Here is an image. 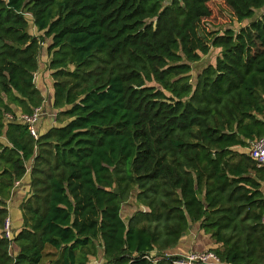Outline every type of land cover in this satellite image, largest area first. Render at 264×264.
<instances>
[{"label": "trees", "instance_id": "trees-1", "mask_svg": "<svg viewBox=\"0 0 264 264\" xmlns=\"http://www.w3.org/2000/svg\"><path fill=\"white\" fill-rule=\"evenodd\" d=\"M44 48L59 125L35 138L6 114L43 105ZM263 134L264 0H0V264H153L196 223L224 264H264Z\"/></svg>", "mask_w": 264, "mask_h": 264}, {"label": "crops", "instance_id": "crops-1", "mask_svg": "<svg viewBox=\"0 0 264 264\" xmlns=\"http://www.w3.org/2000/svg\"><path fill=\"white\" fill-rule=\"evenodd\" d=\"M261 13L262 10H259L257 12V17H259ZM246 23H248V21L243 22V25ZM234 27L239 28L240 24H235ZM31 30L35 32V34H37L34 26H32ZM48 62H49V55H47V50L46 48H44L41 52L40 68L35 75V82L37 84V87L41 90L45 100V105H42L44 109V113L37 123V130L39 131V134H44L50 128L59 125L56 119L58 110L55 109L53 106V101H54L53 78L51 76V71L47 68ZM247 150H248L247 148L244 149V151L246 152ZM29 182H30V176L29 173H27V176H25L21 181V183L15 188L16 189L15 191H19L17 196L15 197L17 199H20L21 202L22 199L28 193ZM261 190L264 194V182L262 183ZM17 204H19V202H17ZM132 212H133L132 206L125 207L124 214H127V216H129L132 214ZM11 220H12L13 233L20 230L23 224V218H22V212L19 209L18 205L16 204L11 207ZM216 246L217 245L213 242L210 234L206 233L203 229H201L199 223H196L192 225V227L183 235L178 246L170 252H176V253L179 252V253L187 254L192 251L213 249ZM17 251L18 249H14L15 254L17 253ZM95 259L103 262L104 260L102 257V252H100L99 256H89L88 264H94Z\"/></svg>", "mask_w": 264, "mask_h": 264}, {"label": "built area", "instance_id": "built-area-1", "mask_svg": "<svg viewBox=\"0 0 264 264\" xmlns=\"http://www.w3.org/2000/svg\"><path fill=\"white\" fill-rule=\"evenodd\" d=\"M43 113V106H40L35 108L32 114H27L23 112H17L16 114L7 113L6 118L8 120H16L18 122L27 124L31 134L35 138H38L39 131L37 130V123L42 117ZM247 149L248 155L257 162L259 167L264 168V134L260 138L252 141ZM28 167L30 168V164ZM17 185H19V182L17 183ZM4 234L8 240H12L14 233L12 230V220L9 216L6 218L4 223ZM144 258L152 262L153 264H157L161 260H167L171 264H224L219 258V256L212 249L192 251L187 254L170 251H152L144 255ZM94 264H103V262L95 259Z\"/></svg>", "mask_w": 264, "mask_h": 264}, {"label": "rangeland", "instance_id": "rangeland-1", "mask_svg": "<svg viewBox=\"0 0 264 264\" xmlns=\"http://www.w3.org/2000/svg\"><path fill=\"white\" fill-rule=\"evenodd\" d=\"M33 26V25H31ZM32 28V27H31ZM38 34V33H37ZM50 40L49 39H46V42H49ZM218 51L215 49L211 52V54L209 55H206L202 58V60L200 62H198L197 64H194V69H193V78L195 77L196 73L198 71L201 70V68L205 65H207L209 62H213L214 59H215V56L217 55ZM48 55V54H47ZM39 61L41 63V59L39 58ZM43 105H45V100H44V103ZM18 186V185H17ZM16 186V187H17ZM15 187V188H16ZM20 187V186H19ZM13 188L6 196V203H7V208H8V213H9V217L11 218V207L14 206L15 204L18 205L19 209L21 210L22 212V208H21V204L23 201H25L29 196H30V190H31V187H30V182H29V186H28V193L26 194V196L22 199V202L20 199H17L15 196H17L18 192L19 191H15L16 189ZM133 202L135 201L134 197L131 199ZM130 200V201H131ZM17 202H19V204H17ZM128 207H131L130 205ZM133 207V211H135L137 209V206H132ZM23 218V217H22ZM19 231V230H18ZM16 231V232H18ZM14 232V234L16 233Z\"/></svg>", "mask_w": 264, "mask_h": 264}, {"label": "water", "instance_id": "water-1", "mask_svg": "<svg viewBox=\"0 0 264 264\" xmlns=\"http://www.w3.org/2000/svg\"><path fill=\"white\" fill-rule=\"evenodd\" d=\"M116 192H117V189H116Z\"/></svg>", "mask_w": 264, "mask_h": 264}]
</instances>
